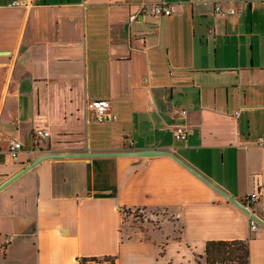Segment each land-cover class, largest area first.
Masks as SVG:
<instances>
[{"label":"crops","instance_id":"1","mask_svg":"<svg viewBox=\"0 0 264 264\" xmlns=\"http://www.w3.org/2000/svg\"><path fill=\"white\" fill-rule=\"evenodd\" d=\"M260 138L264 0H0V187L49 153L166 150L240 203L260 192L264 221ZM128 208L166 211L168 239L123 238ZM211 240L264 264V227L166 155L49 158L0 190V264H194Z\"/></svg>","mask_w":264,"mask_h":264},{"label":"built area","instance_id":"2","mask_svg":"<svg viewBox=\"0 0 264 264\" xmlns=\"http://www.w3.org/2000/svg\"><path fill=\"white\" fill-rule=\"evenodd\" d=\"M13 6H18L21 5L20 2L15 1L12 3ZM146 11L149 12L151 15L154 16H168L172 14V11L169 7V5L165 1H160L154 4L149 5L148 7H145ZM216 12L217 13H227V14H234L235 9H229L227 12H224L220 5L216 6ZM90 108L93 111V118L96 122L98 123H103L107 119H109V108H108V102L104 100H95L90 103ZM183 114L186 113V111L182 112ZM173 135L177 141H186L189 136V131L186 128L185 125H176L174 130H173ZM50 138V133L45 130V129H36L34 131V142L36 145L40 144L43 141H46ZM259 144L264 145V138L259 139ZM23 149V144L22 142L18 140H11L10 141V147H9V152L12 157V159L15 161L19 158V155ZM260 197V192H253L248 194L244 201L241 202L247 209L250 211L252 208V205L255 204ZM250 219V228L252 230H256L259 227V223H257L253 218L249 216ZM4 247L0 245V250H2ZM89 263H93L90 262ZM88 264V263H87ZM97 264V263H95Z\"/></svg>","mask_w":264,"mask_h":264},{"label":"water","instance_id":"3","mask_svg":"<svg viewBox=\"0 0 264 264\" xmlns=\"http://www.w3.org/2000/svg\"><path fill=\"white\" fill-rule=\"evenodd\" d=\"M158 155H166L170 156L176 161H178L181 165H183L185 168H187L189 171H191L194 175L199 177L201 180H203L205 183H207L209 186H211L214 190H216L218 193H220L223 197H225L228 201L236 205L238 208H240L243 212H245L248 216L253 218L257 223H259L261 226L264 227V221L260 219L258 216H256L252 211L247 209L242 203H240L238 200L230 196L228 193L223 191L221 188L216 186L214 183H212L210 180H208L206 177H204L201 173L196 171L194 168H192L190 165H188L186 162H184L182 159H180L178 156H176L174 153L166 150H147V151H122V152H111V153H49L46 155H43L30 163L26 168H24L21 172H19L17 175L12 177L9 181L4 183L0 190L12 183L14 180L22 176L25 172L36 166L38 163L45 159L49 158H71V157H101V156H158Z\"/></svg>","mask_w":264,"mask_h":264},{"label":"trees","instance_id":"4","mask_svg":"<svg viewBox=\"0 0 264 264\" xmlns=\"http://www.w3.org/2000/svg\"><path fill=\"white\" fill-rule=\"evenodd\" d=\"M149 208H128L124 212L133 210H147ZM166 212V211H165ZM167 215V214H166ZM103 260H110L114 264L115 258L104 257ZM85 264L87 259H81ZM90 261L101 262L94 258ZM194 264H250L249 240H211L206 243L204 254L195 256Z\"/></svg>","mask_w":264,"mask_h":264},{"label":"rangeland","instance_id":"5","mask_svg":"<svg viewBox=\"0 0 264 264\" xmlns=\"http://www.w3.org/2000/svg\"><path fill=\"white\" fill-rule=\"evenodd\" d=\"M166 214L167 213L163 209L155 208L147 210H133L129 213L127 211L124 212L121 225L122 237L131 238L136 233H142L144 237H149L154 234H164L166 239H168L167 237L169 234H167V232L169 231V227L164 226V222L168 220V214ZM160 228L163 229L160 231Z\"/></svg>","mask_w":264,"mask_h":264}]
</instances>
